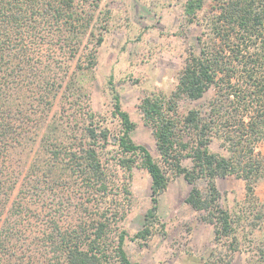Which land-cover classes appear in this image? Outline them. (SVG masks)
<instances>
[{
	"label": "trees",
	"instance_id": "obj_1",
	"mask_svg": "<svg viewBox=\"0 0 264 264\" xmlns=\"http://www.w3.org/2000/svg\"><path fill=\"white\" fill-rule=\"evenodd\" d=\"M203 6V0L186 2L191 23ZM93 18L78 0H0V264H142L130 258L125 230L112 237L117 212L97 208L95 216L67 226L65 210L57 216L51 202L32 201L34 189L52 185L54 177H73L96 199H107L112 180L100 149L112 143L124 170L131 172L138 165L151 176L152 205L136 239L148 240L160 224L159 198L172 172L193 185L186 202L205 211L203 219L215 226L216 236L232 238L237 249L246 213L222 207L218 178L234 175L245 182L246 219L251 229L260 227L264 203L258 201L256 187L264 180V153L257 151V144L264 142V0H223L209 30L185 59L175 89L143 99V119L153 131L163 165L132 138L136 123L114 85L113 113L121 123L116 135L91 108L85 138H76L78 142L60 140L51 123L46 124L63 89L68 61L79 51ZM103 41L99 34L89 51L88 69L96 66L97 46ZM65 88H71L69 83ZM212 89L214 95L203 106L183 109L184 103L200 100ZM44 125L42 156L34 165L43 170L20 188L13 153L38 139L37 130ZM215 139L222 151L211 149ZM185 159L191 166L184 165ZM201 179L206 191L197 186ZM204 264L224 263L215 257Z\"/></svg>",
	"mask_w": 264,
	"mask_h": 264
},
{
	"label": "rangeland",
	"instance_id": "obj_2",
	"mask_svg": "<svg viewBox=\"0 0 264 264\" xmlns=\"http://www.w3.org/2000/svg\"><path fill=\"white\" fill-rule=\"evenodd\" d=\"M187 1L78 0L83 10L92 13L94 18L76 56L68 61L63 89L46 120L53 128L49 129L55 128V137L71 142L85 138L90 108L99 119H105L104 124L116 135L121 123L113 113L114 85L123 108L136 123L132 138L146 145L162 164L153 131L145 124L140 105L146 96L169 94L175 89L185 59L198 47V37L209 30L210 18L223 0H203L204 6L193 23L185 14ZM99 34H103L104 41L97 46V64L88 69L89 51ZM66 83L70 89L66 90ZM213 95L212 89L204 98L184 103L183 109L203 106ZM45 130V125L40 127L38 139L13 153L12 163L20 172V188L24 189L43 170L34 165L42 156L39 139ZM211 149L222 151L219 140L213 141ZM116 150L113 143L100 149L102 163L112 180L107 199H96L85 184L73 177L66 181H56L54 177L52 185L34 189L32 201L45 200V205L51 202L52 210L58 211L57 216L61 209L65 210L62 216L67 226L95 216L97 208L117 212V218L112 221V237L125 230L127 252L132 260L142 264H204L215 257L224 264H264L260 256V248H264V223L255 229L249 227L245 182L234 175L218 178V187L224 209L246 213L237 233V249L231 245L232 238L216 236L215 226L203 219L205 211H197L186 202L193 185L184 175L172 172H169L168 189L159 198L160 224L148 240L136 239L152 205V180L147 170L138 165L131 172L124 170L118 163ZM257 151L264 153V142L257 144ZM183 163L192 164L190 159ZM197 186L203 191L207 189L203 179L197 181ZM256 193L258 201L264 203V180L257 184ZM34 218L38 219L36 215Z\"/></svg>",
	"mask_w": 264,
	"mask_h": 264
}]
</instances>
